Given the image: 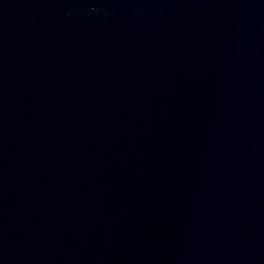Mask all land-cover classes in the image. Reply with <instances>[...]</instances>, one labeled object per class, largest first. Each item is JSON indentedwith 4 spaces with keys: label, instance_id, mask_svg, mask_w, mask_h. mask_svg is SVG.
Listing matches in <instances>:
<instances>
[{
    "label": "water",
    "instance_id": "obj_1",
    "mask_svg": "<svg viewBox=\"0 0 264 264\" xmlns=\"http://www.w3.org/2000/svg\"><path fill=\"white\" fill-rule=\"evenodd\" d=\"M0 264H264V0H0Z\"/></svg>",
    "mask_w": 264,
    "mask_h": 264
}]
</instances>
